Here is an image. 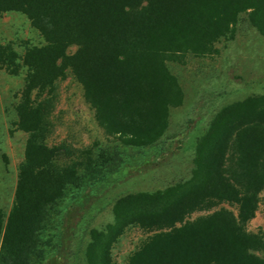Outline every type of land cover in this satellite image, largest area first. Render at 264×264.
Wrapping results in <instances>:
<instances>
[{
  "label": "trees",
  "instance_id": "16d2710c",
  "mask_svg": "<svg viewBox=\"0 0 264 264\" xmlns=\"http://www.w3.org/2000/svg\"><path fill=\"white\" fill-rule=\"evenodd\" d=\"M144 4V6H143ZM22 14L42 45L25 51L26 76L15 106L16 130L36 134L46 107L33 92L50 89L69 69L98 124L125 145L143 148L165 133L171 109L182 103L166 61L205 55L230 34L237 17L264 35V0H0V13ZM76 47L67 55L69 47ZM0 65L13 70L0 47ZM229 146L236 161L224 176ZM79 178L74 165L58 164L54 149L28 138L13 204L0 211V264H40L44 215ZM264 186V96H251L219 111L195 147L188 181L119 199L114 234L129 225L162 229L180 222L206 200L235 203V219L218 211L155 236L129 264H264L248 254L261 243L240 228L254 217ZM92 233L86 264H110L109 243Z\"/></svg>",
  "mask_w": 264,
  "mask_h": 264
},
{
  "label": "rangeland",
  "instance_id": "374dc122",
  "mask_svg": "<svg viewBox=\"0 0 264 264\" xmlns=\"http://www.w3.org/2000/svg\"><path fill=\"white\" fill-rule=\"evenodd\" d=\"M40 45L41 37L22 14L0 13V47L15 65L13 70L0 65V211L6 216L13 204L28 138L54 149L58 164L74 165L79 178L44 212L48 222L40 237V264H86L93 232L107 241L113 236L108 248L110 264H129L157 235L221 210L237 218V204L206 200L171 227L144 229L132 224L120 234L113 231V206L119 199L188 181L196 144L213 117L247 97L264 96V35L249 24L247 13L239 14L231 33L219 37L209 53H187L166 61L181 89L182 103L171 109L164 135L143 148L125 145L98 124L69 69L50 89L33 92V98L46 107L40 131L30 136L16 130L15 106L26 76L21 59L26 50ZM75 50L69 47L66 54ZM235 161L229 146L223 168L227 179ZM240 228L261 243L248 254L264 259V186L257 194L254 217Z\"/></svg>",
  "mask_w": 264,
  "mask_h": 264
}]
</instances>
